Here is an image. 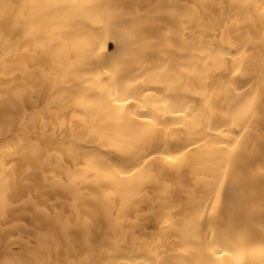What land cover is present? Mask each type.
Here are the masks:
<instances>
[{
  "label": "bare ground",
  "instance_id": "6f19581e",
  "mask_svg": "<svg viewBox=\"0 0 264 264\" xmlns=\"http://www.w3.org/2000/svg\"><path fill=\"white\" fill-rule=\"evenodd\" d=\"M0 264H264V0H0Z\"/></svg>",
  "mask_w": 264,
  "mask_h": 264
},
{
  "label": "rangeland",
  "instance_id": "374dc122",
  "mask_svg": "<svg viewBox=\"0 0 264 264\" xmlns=\"http://www.w3.org/2000/svg\"><path fill=\"white\" fill-rule=\"evenodd\" d=\"M110 48H112V46Z\"/></svg>",
  "mask_w": 264,
  "mask_h": 264
}]
</instances>
